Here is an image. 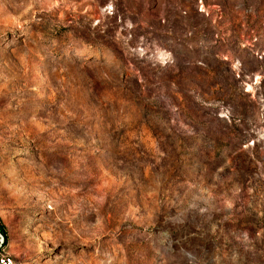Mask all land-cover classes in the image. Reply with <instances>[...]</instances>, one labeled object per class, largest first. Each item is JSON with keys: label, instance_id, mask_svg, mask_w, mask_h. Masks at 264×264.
Masks as SVG:
<instances>
[{"label": "rangeland", "instance_id": "rangeland-1", "mask_svg": "<svg viewBox=\"0 0 264 264\" xmlns=\"http://www.w3.org/2000/svg\"><path fill=\"white\" fill-rule=\"evenodd\" d=\"M0 225L26 264H264V0H0Z\"/></svg>", "mask_w": 264, "mask_h": 264}, {"label": "built area", "instance_id": "built-area-1", "mask_svg": "<svg viewBox=\"0 0 264 264\" xmlns=\"http://www.w3.org/2000/svg\"><path fill=\"white\" fill-rule=\"evenodd\" d=\"M0 264H26L17 260L4 247H0Z\"/></svg>", "mask_w": 264, "mask_h": 264}, {"label": "trees", "instance_id": "trees-1", "mask_svg": "<svg viewBox=\"0 0 264 264\" xmlns=\"http://www.w3.org/2000/svg\"><path fill=\"white\" fill-rule=\"evenodd\" d=\"M0 230H1V232L3 233V228L1 227V225H0ZM3 235H4V233H3Z\"/></svg>", "mask_w": 264, "mask_h": 264}, {"label": "water", "instance_id": "water-1", "mask_svg": "<svg viewBox=\"0 0 264 264\" xmlns=\"http://www.w3.org/2000/svg\"><path fill=\"white\" fill-rule=\"evenodd\" d=\"M0 247H1V238H0Z\"/></svg>", "mask_w": 264, "mask_h": 264}]
</instances>
